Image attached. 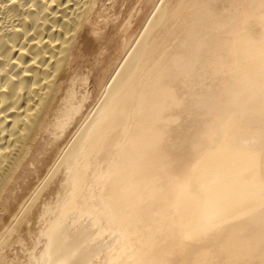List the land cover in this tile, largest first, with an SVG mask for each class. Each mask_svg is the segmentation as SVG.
<instances>
[{
  "label": "bare ground",
  "instance_id": "6f19581e",
  "mask_svg": "<svg viewBox=\"0 0 264 264\" xmlns=\"http://www.w3.org/2000/svg\"><path fill=\"white\" fill-rule=\"evenodd\" d=\"M120 1L0 0V264H259L264 133L191 148L264 108V0Z\"/></svg>",
  "mask_w": 264,
  "mask_h": 264
},
{
  "label": "rangeland",
  "instance_id": "374dc122",
  "mask_svg": "<svg viewBox=\"0 0 264 264\" xmlns=\"http://www.w3.org/2000/svg\"><path fill=\"white\" fill-rule=\"evenodd\" d=\"M138 1H145V0H132V3L130 6L125 5V4H127V1H124V0L120 1L118 3V9H116L117 10L116 12H118L119 17L120 16L122 17L121 20L125 21V19L128 18L125 16L131 10V8L132 9H133V7L137 8L139 15H140V12L144 10L142 15H140V16L138 15L140 18L139 19L137 18V20H136L137 30H139V29L142 30L143 26L145 25L144 22L147 21L146 19H147V17H149V16H147L148 13L149 12H150V14L152 13L151 9L154 7V2L156 0H152V1L150 0V2L148 0V4L147 3L144 4V5H146L145 9H144V6H140V4L137 3ZM122 2H123V4H122ZM158 4H160V2H158ZM137 5H139V6H137ZM127 7H128V9H127ZM124 10H126V11H124ZM121 14H123L124 16ZM121 35H122V33H121ZM124 36L125 35H123L122 37H124ZM136 42H137V38H136L134 44ZM116 46H118V47L120 46V41H118V44H116ZM116 46H115V50L118 51V47H116ZM117 58L118 57H116L115 59L117 60ZM92 66H93L92 69L95 70V66L94 65H92ZM111 73L113 74V71L107 75V81H105V82H109V79H111V77H112ZM94 74H93L92 80L90 82V90L91 91H94L96 86H98V84L102 80V78H100L99 76L95 77ZM167 74L168 73L165 72L163 74V76H161V78L167 76ZM112 79H113V77H112ZM112 79L109 82V84L107 85V87L112 82ZM102 82H103V80H102ZM105 82H104V85L106 84ZM202 92H203V88H202ZM151 102H153V104L155 105V97H153V99H151ZM191 109L192 108H178V109L174 110V111H177V112H173V113H176V115L174 116L171 124L168 125V127L173 128L178 124L177 117H178V119H184V118L188 117L192 112ZM250 109H251L250 107L247 108V110H250ZM152 110H153V108H146V111L148 113ZM250 112H251V114H250V116H248V119L244 125H239L238 123H236L237 121H234L233 119H231V118H235V116L238 117L239 115L231 116V118H228V119L227 118L222 119L220 122H218L214 126L213 129H210L208 132H206V134L202 138L197 139L193 143L191 150L193 152H197L200 150L204 151L206 148V149H208L207 150L208 151L207 152L208 157L221 158V157L229 156L231 154V151H234V148L236 147L237 143L240 141L241 142L245 141L248 144L250 143L249 146H251V145L259 146V144H258L259 140L253 139V138L249 137V135L253 134V133L261 135V133H264V126L261 127V125L259 124V122H261L260 120L263 119L262 117L264 116V108H257L253 111H250ZM206 117L207 116H205V115L201 116L198 119L201 121V123H199V125H197L195 128H193L191 131L187 130V132L185 133V137L186 138L191 137L188 140L197 138V135L200 132L201 127L204 124L203 120L206 119ZM259 127H261V128L258 130ZM215 139H218V141L216 142L215 145L211 146V142L215 141ZM160 153H161V151L159 150L155 153V155L161 156L162 154H160ZM246 155H248V153H245V154L241 155L240 157L235 158V161H239V159L242 160L241 157H243V156L246 157ZM244 162H245V158H244V160H242V164ZM103 180H104V178H101L99 181L102 182ZM150 217L157 222L159 221L158 222L159 230H157V233L160 231H163L169 225H172L171 222H168V220L164 219L163 217L161 218L160 216H157V215L152 216V214H150ZM152 219H150V220L146 219V223H145L146 227L143 229L142 232L148 231L147 229H149V227L151 226L152 221H153ZM247 228H250V223L247 225ZM247 233L248 234L246 236L248 238V241H250V243L249 244L247 243V247H246V245L240 246L239 255L243 256V255L247 254V252L253 251L258 256L255 260L259 261V264H264V241L261 243L256 241V239L264 233V225L262 226V228L258 232L247 231ZM135 239H136V237H135ZM138 244L139 243H137V245ZM247 248H250V249H247ZM20 258H21V256L19 257V259Z\"/></svg>",
  "mask_w": 264,
  "mask_h": 264
}]
</instances>
